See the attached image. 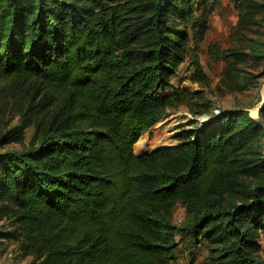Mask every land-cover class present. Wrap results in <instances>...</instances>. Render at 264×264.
<instances>
[{
    "label": "trees",
    "instance_id": "16d2710c",
    "mask_svg": "<svg viewBox=\"0 0 264 264\" xmlns=\"http://www.w3.org/2000/svg\"><path fill=\"white\" fill-rule=\"evenodd\" d=\"M228 1L241 17L264 8ZM197 8L195 0H0V101L23 98L42 135L39 146L0 152V202L19 212L45 264H173L160 216L257 171L245 150L261 124L244 111L134 154L184 101L171 82L179 67L207 79L195 48L206 31ZM43 152L49 160L40 164ZM247 199L193 222L206 264H264L252 256L264 237V182Z\"/></svg>",
    "mask_w": 264,
    "mask_h": 264
},
{
    "label": "rangeland",
    "instance_id": "374dc122",
    "mask_svg": "<svg viewBox=\"0 0 264 264\" xmlns=\"http://www.w3.org/2000/svg\"><path fill=\"white\" fill-rule=\"evenodd\" d=\"M195 1L198 4L196 17L204 23L206 31L196 47L192 46L196 48L207 79L195 76V69L188 63L179 67L171 82L185 94L184 101L177 108L167 110L165 116L142 135L148 144L134 154L139 156L160 147L177 145L183 132L195 128L196 123L200 125L202 116L212 114L216 108L220 114L213 126L208 127V132L221 117L238 111L246 112L261 124L245 150L248 158L255 164L258 162L259 167L248 176L232 178L225 189L213 188L176 202L160 216L168 225V230L162 234L175 246L173 264H206V245L202 243L194 248L193 222L207 210L231 209L247 203L249 190L264 182V170L260 167L264 161V8L241 17L228 0ZM257 2L264 4V0ZM165 92L172 94L174 88ZM26 108L20 97L17 101H0V152H23L40 145L41 132L32 119H27ZM48 160L43 152L36 162L43 164ZM18 214L12 205L0 202V264H45L46 251L32 247ZM259 246L252 255L256 262L264 261V237L260 238Z\"/></svg>",
    "mask_w": 264,
    "mask_h": 264
},
{
    "label": "built area",
    "instance_id": "2783aa9c",
    "mask_svg": "<svg viewBox=\"0 0 264 264\" xmlns=\"http://www.w3.org/2000/svg\"><path fill=\"white\" fill-rule=\"evenodd\" d=\"M263 74H264V70H263ZM220 114V111L219 109H214L212 111V114L211 115H204L202 116V119H201V124L199 126H202L203 124H206L207 122H209L211 120V118L213 117H216ZM181 221V220H180Z\"/></svg>",
    "mask_w": 264,
    "mask_h": 264
},
{
    "label": "bare ground",
    "instance_id": "6f19581e",
    "mask_svg": "<svg viewBox=\"0 0 264 264\" xmlns=\"http://www.w3.org/2000/svg\"><path fill=\"white\" fill-rule=\"evenodd\" d=\"M177 121H178V119H176ZM170 124H174V122H171ZM162 126V124L161 125H159V127H161ZM163 128H165V127H163ZM162 129V128H161ZM160 135V134H159ZM156 140H157V138H156ZM157 143V142H156ZM146 144H148L147 142H146V140L144 139V138H140L139 139V141L135 144V152L136 153H138V151H141L140 149L142 148V146H144V145H146ZM150 145H153V143H150ZM149 145V146H150ZM148 146V145H147ZM146 151V150H145ZM148 152V151H147ZM140 155V154H139Z\"/></svg>",
    "mask_w": 264,
    "mask_h": 264
}]
</instances>
